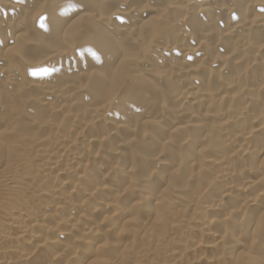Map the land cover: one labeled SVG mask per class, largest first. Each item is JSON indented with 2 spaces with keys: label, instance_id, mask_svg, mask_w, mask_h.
Masks as SVG:
<instances>
[{
  "label": "bare ground",
  "instance_id": "obj_1",
  "mask_svg": "<svg viewBox=\"0 0 264 264\" xmlns=\"http://www.w3.org/2000/svg\"><path fill=\"white\" fill-rule=\"evenodd\" d=\"M0 264H264V0H0Z\"/></svg>",
  "mask_w": 264,
  "mask_h": 264
},
{
  "label": "snow or ice",
  "instance_id": "obj_2",
  "mask_svg": "<svg viewBox=\"0 0 264 264\" xmlns=\"http://www.w3.org/2000/svg\"><path fill=\"white\" fill-rule=\"evenodd\" d=\"M40 27L42 29H45L46 30V25H45L43 19H41V21H40ZM52 71H54V69ZM30 74L32 76L49 75L50 74V70L49 69H46V68L45 69H41V70H33V71L30 72Z\"/></svg>",
  "mask_w": 264,
  "mask_h": 264
}]
</instances>
